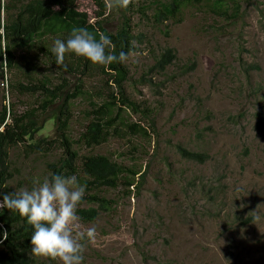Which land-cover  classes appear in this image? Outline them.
Segmentation results:
<instances>
[{"label": "rangeland", "instance_id": "rangeland-1", "mask_svg": "<svg viewBox=\"0 0 264 264\" xmlns=\"http://www.w3.org/2000/svg\"><path fill=\"white\" fill-rule=\"evenodd\" d=\"M14 1L0 0L3 21ZM101 1L107 12L93 0L77 6L111 34L125 18L132 21L136 51L127 61L126 93L137 112L123 116L147 135L125 129L123 138L101 146L79 144L91 107L118 94L109 76L92 70L88 94L73 103L68 135L81 157H109L133 179L96 189L111 209L92 222L78 217L82 230H96L84 242L82 264H264V0H239L227 17L200 0L162 23L154 14L179 0ZM166 49L177 59L158 73L152 67ZM186 65L193 69L183 73ZM78 70L70 77L72 93L83 78ZM22 76L0 70V111L10 104L20 113L40 106L39 95L16 91ZM41 134L54 137L55 121ZM178 147L208 159L188 162ZM61 154L60 148L33 153L27 143L12 148L11 189L50 176L48 166ZM89 207L98 205L81 208Z\"/></svg>", "mask_w": 264, "mask_h": 264}, {"label": "trees", "instance_id": "trees-1", "mask_svg": "<svg viewBox=\"0 0 264 264\" xmlns=\"http://www.w3.org/2000/svg\"><path fill=\"white\" fill-rule=\"evenodd\" d=\"M78 0H16L7 6V20L0 16V70L4 76L6 71L22 73L21 81L17 82L16 91L30 93L41 97L39 107L23 113L18 112L11 104L0 111V194L13 192L10 182L13 172L10 166L9 152L19 144H26L33 153L50 154L56 148L62 150L61 158L49 164L51 174L76 175L80 183L86 184L83 199L77 207L78 217L85 222L96 220L101 211L111 209L110 203L96 189L101 187H117L120 181H131L129 171L106 156L81 157L74 149L70 139L69 123L73 118V103L76 99L88 94L85 79L92 70L100 69L109 76L117 86V97L110 101L98 102L91 107L90 119L79 137V144L87 148L101 146L111 138H123L125 129L131 134L147 135L144 128L130 124L124 120L123 113L129 109L137 112L136 105L126 93L129 80L127 61L136 51L134 47L132 21L123 22L116 34L109 33L100 23L92 24L88 16L81 13L77 6ZM91 1V0H85ZM96 1L108 8L101 0ZM200 0H179L172 4H164L154 17L157 22L177 17L180 9ZM121 5V0H116ZM214 11L225 17L231 9L239 4V0H207ZM126 17V16H125ZM74 26L86 27L94 36L103 33L111 38L114 45L112 51L128 53L126 62H114L108 66L96 64L83 56L66 52L61 65L55 62L51 53L53 41L66 39ZM107 51V49H106ZM18 52L27 53L23 59ZM176 52L164 50L156 59L152 70L162 73L175 63ZM77 62V63H76ZM50 67V71L43 66ZM82 71L83 78L72 93L73 82L70 77ZM183 73L193 69V65L184 66ZM48 71V73H46ZM117 101L121 104L118 106ZM55 121L54 137H43L45 124ZM179 156L192 163L205 162L208 157L197 152H188L178 147ZM133 183L130 184L132 186ZM85 204L98 205V208H81ZM32 225L26 217L7 208L0 210V264H54L53 259L31 252L30 236ZM6 232V238L3 233Z\"/></svg>", "mask_w": 264, "mask_h": 264}, {"label": "clouds", "instance_id": "clouds-1", "mask_svg": "<svg viewBox=\"0 0 264 264\" xmlns=\"http://www.w3.org/2000/svg\"><path fill=\"white\" fill-rule=\"evenodd\" d=\"M113 48L108 35L100 33L97 37L86 27L74 26L66 39L53 41L50 51L57 65L63 63L69 51L103 66L126 62L128 53H116ZM32 184L28 189L0 194V209L16 211L32 225L33 254L58 259L60 264H82L84 242L94 238L96 231L94 226L82 230L77 215L86 184L80 183L74 174L34 178ZM3 235L6 238L7 233Z\"/></svg>", "mask_w": 264, "mask_h": 264}]
</instances>
